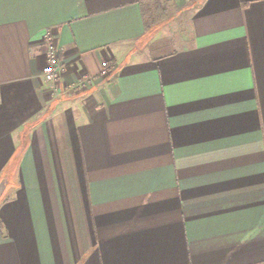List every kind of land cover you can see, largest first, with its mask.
Masks as SVG:
<instances>
[{
	"label": "crops",
	"instance_id": "0c3cea01",
	"mask_svg": "<svg viewBox=\"0 0 264 264\" xmlns=\"http://www.w3.org/2000/svg\"><path fill=\"white\" fill-rule=\"evenodd\" d=\"M2 180L0 264H264V0H0Z\"/></svg>",
	"mask_w": 264,
	"mask_h": 264
},
{
	"label": "built area",
	"instance_id": "2783aa9c",
	"mask_svg": "<svg viewBox=\"0 0 264 264\" xmlns=\"http://www.w3.org/2000/svg\"><path fill=\"white\" fill-rule=\"evenodd\" d=\"M44 41H45V57L44 64L42 67V78L45 82L55 83L61 76L62 65L60 60V51L56 46L53 40V36L50 30L44 32ZM111 63L108 60H104L101 63V68L99 75L107 76L110 72ZM94 81V77H84L81 78L73 88L77 90L87 89L89 84Z\"/></svg>",
	"mask_w": 264,
	"mask_h": 264
},
{
	"label": "water",
	"instance_id": "95a60500",
	"mask_svg": "<svg viewBox=\"0 0 264 264\" xmlns=\"http://www.w3.org/2000/svg\"><path fill=\"white\" fill-rule=\"evenodd\" d=\"M4 181L2 180L1 182H0V196H1V194H2V192H3V189H4Z\"/></svg>",
	"mask_w": 264,
	"mask_h": 264
}]
</instances>
